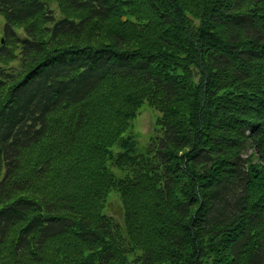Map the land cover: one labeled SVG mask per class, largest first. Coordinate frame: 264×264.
I'll list each match as a JSON object with an SVG mask.
<instances>
[{"label": "trees", "instance_id": "1", "mask_svg": "<svg viewBox=\"0 0 264 264\" xmlns=\"http://www.w3.org/2000/svg\"><path fill=\"white\" fill-rule=\"evenodd\" d=\"M0 18V264H264V0H0Z\"/></svg>", "mask_w": 264, "mask_h": 264}, {"label": "rangeland", "instance_id": "2", "mask_svg": "<svg viewBox=\"0 0 264 264\" xmlns=\"http://www.w3.org/2000/svg\"><path fill=\"white\" fill-rule=\"evenodd\" d=\"M48 7L53 11L56 17H59V9L55 2L47 1ZM3 25V20L0 18V31ZM157 113L151 109L147 104H144L139 110L135 121L132 123L130 133L137 140L138 146L141 148L146 143L148 136L151 135L153 130L154 120ZM115 152L118 149H114ZM110 170L116 175L123 174L118 168L109 165ZM120 195L116 190H112L106 200L103 213L108 216L114 224H116L121 233L124 231V210Z\"/></svg>", "mask_w": 264, "mask_h": 264}]
</instances>
